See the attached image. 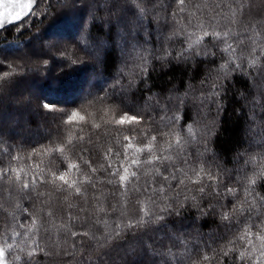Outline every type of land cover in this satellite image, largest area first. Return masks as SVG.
<instances>
[{"label":"trees","instance_id":"1","mask_svg":"<svg viewBox=\"0 0 264 264\" xmlns=\"http://www.w3.org/2000/svg\"><path fill=\"white\" fill-rule=\"evenodd\" d=\"M146 2H158L155 15L159 14V20L154 19L152 13L143 17L153 44L163 33L173 35L175 32L169 41L172 47L182 46L188 33L202 35L201 27L209 31L212 28L224 31L231 27L241 31L240 38L246 40L242 48L248 50L252 42L247 39L248 34L242 31L243 26L234 21L237 17L241 20L249 16L264 18V4L260 0H243L247 6L235 18L232 14L241 0H184L186 5H191L187 8H181L180 0ZM61 3L63 0H37L32 15L17 22L18 25L0 28V77L8 78L0 85V92L7 93L6 98H0V125L5 126L6 117L12 113L19 120H27L26 134L19 127L8 135L7 127L0 130V247L6 244L15 247L18 242L31 236L37 243L46 241L68 252H79L76 257H58L60 264H74L75 260L89 264L86 257L93 243L83 233L91 231L100 235L106 231L105 223L115 229V221L120 217L119 209L138 214V200H146L149 204L151 201L158 204L175 202L183 200L189 194V189L197 186L179 183L181 173L176 169L184 167L183 157H174L175 162L161 164L155 160L153 164H147L146 161L152 157V152L146 147L150 133L135 122L118 123L124 112L130 116L145 115L137 108L145 90L138 89L129 99L116 85L109 89V101L99 103L94 99L103 94L114 80L113 72L118 62L117 29L127 26L135 15L129 0H109L107 6L102 4L103 0H69V6L56 9ZM93 10L101 15L105 11L114 15L109 17L107 25L91 21L88 34L79 44L87 20L85 17L91 15ZM112 20L117 22L111 23ZM53 37L50 43L49 39ZM35 38L38 39L37 48L33 44L30 46ZM212 39L211 35L204 37L209 44ZM41 41H45V44ZM46 45H51L53 49L75 45L88 56L99 50L100 66L95 63L69 66L61 58L63 53L50 51ZM123 46L125 42L121 41ZM73 50L70 48V51ZM21 51L29 55L23 57ZM13 62L16 63L11 64ZM128 70L138 71L132 65ZM149 75V91L154 89L162 93L177 79L179 87L187 89V70L179 66H173L158 76H152L150 69ZM200 78L201 68L198 65L192 72L191 82L199 85ZM123 83H128L127 77ZM142 83V80H137V84ZM235 83L251 94L248 87L250 81L237 78ZM143 86L147 87V84ZM27 89L38 93L31 95L27 105L20 102L17 112H12L15 107L11 101L20 91ZM229 89L231 91V85ZM196 94L199 95L198 90ZM44 104L52 106V110L46 112L42 108ZM236 107H239V101L233 94L223 113L222 135L216 138V148L225 157L239 143L241 122L235 116ZM74 110L84 119L68 123V117ZM189 115L185 112L186 120L190 118ZM157 127H163V124ZM161 143L158 138L153 144L157 156L163 155L158 148ZM128 144L133 147L127 148ZM137 147L143 151L133 155ZM137 157L141 163L133 165L132 160ZM70 165L75 167L70 168ZM154 167L160 168L162 174H143ZM125 168L129 172L136 171L139 178L129 177L122 188L119 175L125 174ZM169 172L176 179L165 181L163 176ZM61 174H65L69 183L76 182L77 186H82L84 195L68 196V192L58 190L67 188L58 179ZM235 175L234 172V184ZM111 180L117 183H110ZM133 182L136 189H131ZM25 184L29 185L28 189L23 187ZM235 186L234 194L223 199H204L203 206L223 203L225 208L231 210L233 203L245 198L244 186ZM254 188L257 195L264 194V181H258ZM248 199L251 200V196ZM33 212H38L40 217L35 226L32 221L37 217ZM258 212L259 205L255 210L227 221V227L218 229H211L216 224L213 219H203L197 225L192 213L170 217L143 232L128 234L123 240L114 242L111 248L104 251L99 264H187L191 256L200 254L203 258L205 252L211 257L205 264H249L247 253L251 245L248 241L258 243L259 225L264 222V214ZM63 225L76 234L66 232ZM195 236L199 237L198 240H193ZM240 252L246 253L245 259H240ZM181 253L184 254L183 258ZM38 255L42 260L47 259L42 254ZM9 259L6 252L5 264Z\"/></svg>","mask_w":264,"mask_h":264},{"label":"clouds","instance_id":"2","mask_svg":"<svg viewBox=\"0 0 264 264\" xmlns=\"http://www.w3.org/2000/svg\"><path fill=\"white\" fill-rule=\"evenodd\" d=\"M182 2L183 0H180V3ZM260 3L264 4V0H260ZM129 6L134 9L135 15L127 26L117 29L118 62L113 72L114 80L103 94L94 99L100 98L103 101H109V89L115 88L116 85L120 86L121 92L129 99L138 89L145 90L144 98L137 106L145 115L130 116L123 111L124 115L121 118L126 117L136 121L150 133L146 147L152 152V157L146 161L147 164H153L155 160H159L161 164L166 161L175 162L174 157H183L184 167L176 169L181 173L179 183L180 185L190 183L197 187L190 188L189 194L185 195L183 200L175 202L158 204L156 201H151L149 204L146 200H138V214H131L122 208L119 209L120 217L115 221V229L109 228L105 223L106 231L100 235L91 231L83 233L93 243L86 257L89 264H99L104 251L111 248L114 242L123 240L128 234L143 232L167 218L192 213L197 225L203 219H213L216 224L211 229H218L227 227L226 222L233 217L242 215L249 210H255L257 205L260 209L257 214H261V206L264 205V195H257L254 188L258 181H264V45L256 43V40L260 39V33L264 32V18L249 16L246 20H241L237 17L234 21V23L243 26L244 33H249L247 39L252 40V43L248 50L242 48L246 40L240 38L241 31L231 27L224 31H217L216 28L209 31L201 27L202 35H197L195 32L188 33L184 36L185 42L182 46L172 47L169 41L173 39L175 32L173 35L163 33L161 37L156 38L155 44L149 37L143 17L152 13V5L145 0L141 7H137L135 0H129ZM246 6L244 4V7ZM111 15L114 13L105 11L101 15L93 10L85 22L83 34L85 31L86 35L88 34V26L91 21L109 24L108 20ZM154 19L159 20V14H156ZM116 22L117 20L111 21V23ZM249 25H251V31ZM209 35L213 37L211 44L204 40V37ZM138 36L143 39H138ZM80 41L81 37L78 40L79 44H81ZM121 41L125 42V46L121 47ZM71 47L75 50L79 61L74 65L95 63L98 67L100 66L99 50L88 56L82 54L75 45ZM45 62L49 63L48 60ZM129 65L138 71H129ZM198 65L201 68V78L199 85H196L191 82V77L193 70ZM173 66L187 70V89L180 88L179 79H177L162 93L154 89L149 91L150 69L152 76H158ZM126 77L128 83L124 84L123 81ZM145 77L146 79H144ZM237 78L250 81L248 87L251 94L236 85ZM137 80H142L143 83L137 84ZM258 80L259 83H257ZM169 81L172 80L169 79ZM144 84H147V87H144ZM197 90L199 95L196 94ZM233 94L239 101V107H236L234 111L235 116L240 118L241 130L239 143L225 157L216 148V138L222 135L223 113ZM6 97V91L0 92V98ZM20 100L21 98L15 99L12 103L18 105ZM43 106L49 107L50 105L44 104ZM185 112L190 114V118L187 120ZM161 123L163 127H157ZM158 138L162 141L158 146L159 150L163 152L162 156H157L153 151V144ZM132 147V144L127 145V148ZM141 151L143 149L137 147L133 155ZM125 159H127V155ZM140 163L138 157L132 160L133 165ZM69 167L72 168L75 165ZM249 169L251 171H248ZM234 172L236 173L235 184L244 186L245 198L239 200L238 203H233L231 210L225 208L223 203L219 205L209 203L207 207H204L202 203L204 199L210 197L223 199L236 192V186L232 180ZM124 173V175H119L122 188L124 187L123 182L129 177L139 178L136 171L129 172L128 168L124 169ZM143 174L159 176L162 171L160 168L154 167L151 170H146ZM113 175L117 174L113 173ZM60 177H65V174L59 175V180ZM170 178L176 179V176L171 172L163 176L165 181ZM206 181L210 183H206ZM63 182L67 188L58 190L68 192V196L84 195L85 190L82 186H77L76 182L69 183L66 179ZM109 182L117 183L116 180ZM131 189H136L135 182L131 184ZM207 189H211V191H207ZM249 189H251V193L248 191ZM160 190L163 191V189ZM252 193H255V196ZM249 196H251V200L248 199ZM257 200L261 203H257ZM33 215L37 217L32 221L35 226L40 217L38 212H33ZM63 227L66 232L72 235L76 234L67 225H63ZM259 228L261 231L256 237L258 243L248 241L251 245V249L247 253L249 264H255L256 260L264 257V222L259 225ZM198 238L195 236L193 240H198ZM6 252L10 256L7 264H19L21 256L26 259L27 264H60L58 257L63 255L76 257L79 254V252L60 249L46 241L37 243L31 236L18 242L15 247L12 244L0 247V264H5ZM38 254H42L47 259L42 260ZM224 254L227 255L226 252ZM180 255L183 258L184 254ZM245 256V252H240L241 260L245 259ZM252 257H255V260H252ZM210 258L207 252L204 253L203 258L200 254L193 255L187 264H205ZM74 264H84V261L75 260Z\"/></svg>","mask_w":264,"mask_h":264},{"label":"snow or ice","instance_id":"3","mask_svg":"<svg viewBox=\"0 0 264 264\" xmlns=\"http://www.w3.org/2000/svg\"><path fill=\"white\" fill-rule=\"evenodd\" d=\"M145 0H135L136 6L137 7H141L144 4ZM69 0H63V3L58 4L55 8L59 9L62 7H67L69 6ZM36 5H37V0H5V3L3 5V8L0 9V28H4L7 25L10 24H17V22L22 21L23 19H25L26 17L30 16L33 14V12L36 10ZM153 6V11L152 14L155 16V13L158 9V2L156 3H152L150 4ZM181 8H187L188 5H186L184 3V0L182 3H180ZM244 8V3L243 0H241L239 6L236 9V12L233 13V18H235V16L242 14L241 10ZM45 15H47V13H45ZM160 18V17H159ZM249 30L251 31V25H249ZM249 35V33H247ZM86 35V31L84 34L81 35V41H84V37ZM253 39H255L253 37ZM252 42V40H249ZM257 44H261L264 45V32L260 33V39L256 40ZM46 47L53 52H57V53H63V56L61 58L65 59L69 65H74L76 63H78V59H77V54L75 52V50L70 51V48H72L71 46H60L57 49H53L51 45H46ZM45 61V60H42ZM5 65V64H4ZM18 67V65H16ZM8 78L6 77H0V85L3 84V82L7 81ZM96 101L99 103H103L104 101L101 100L100 98H96ZM42 108L46 111V112H50L52 110V106L49 107H45L42 105ZM76 119H84L83 116H80L79 113L77 111H72L71 115L68 117V123H71L72 121L76 120ZM136 121L134 120H129L126 117L124 118H120L118 120V123L123 125L125 123H133ZM65 179V177H60V180L63 181ZM23 187L25 189L29 188V185L25 184L23 185ZM251 193V189L248 190ZM28 194V193H26ZM253 196H255V193H252ZM264 195V194H261ZM257 203H261L259 200H257ZM261 214H264V205L261 206ZM19 264H27L26 259L21 256ZM257 264H264V257H261V259L257 260Z\"/></svg>","mask_w":264,"mask_h":264},{"label":"rangeland","instance_id":"4","mask_svg":"<svg viewBox=\"0 0 264 264\" xmlns=\"http://www.w3.org/2000/svg\"><path fill=\"white\" fill-rule=\"evenodd\" d=\"M76 1H78V2H80L81 0H76ZM4 3H5V0H0V9H2L3 8V5H4ZM102 4H104L105 6H107V5H109V0H103V3ZM89 15V14H88ZM87 15V17H85L86 19H88L89 17H90V15L88 16ZM54 40V37L53 38H51V39H49V41H50V43L52 42ZM62 41H64L63 39H61ZM38 39L37 38H35L34 40H33V42L30 44V46L33 44V47H38L37 45H38ZM43 44H45L44 42L45 41H41ZM20 55H22L23 57H27V55H29L28 54V52H26V51H21L20 52ZM35 92L36 91H33V90H30V89H27V91L26 90H22V91H20V93L19 94H21V95H19L18 94V96L17 97H15V99H18V98H21V100H20V102H22L23 104L25 103L26 105H27V103L31 100V95H33V94H35ZM36 93H38V92H36ZM15 99H13V100H15ZM12 100V101H13ZM12 101H11V105H13V107H15V108H12V112H15L17 109H18V107H19V105L20 104H14V103H12ZM17 112V111H16ZM23 114V113H22ZM22 114H20V116L22 115ZM29 115H30V113H29ZM31 116V115H30ZM7 118V122H6V124H5V126H3L4 128H8L9 129V133H7V135L8 134H10V133H12V131H13V129H16V128H18L19 127V129L20 130H22L23 132H24V134H26L27 133V130H26V128H27V120L25 121V119L22 121L21 119V121L19 120V118L18 117H15L14 115H13V113L11 114V115H9V116H7L6 117ZM18 119V120H17ZM28 119H30V118H28ZM1 125H0V130L3 128Z\"/></svg>","mask_w":264,"mask_h":264}]
</instances>
